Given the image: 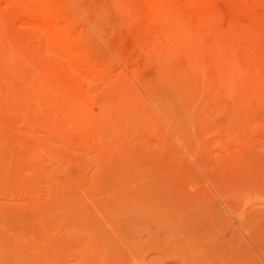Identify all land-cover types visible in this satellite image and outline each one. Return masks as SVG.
Returning a JSON list of instances; mask_svg holds the SVG:
<instances>
[{
  "label": "rangeland",
  "instance_id": "rangeland-1",
  "mask_svg": "<svg viewBox=\"0 0 264 264\" xmlns=\"http://www.w3.org/2000/svg\"><path fill=\"white\" fill-rule=\"evenodd\" d=\"M0 264H264V0H0Z\"/></svg>",
  "mask_w": 264,
  "mask_h": 264
}]
</instances>
